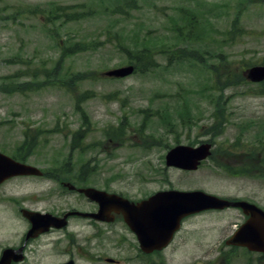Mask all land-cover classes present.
I'll list each match as a JSON object with an SVG mask.
<instances>
[{"label": "rangeland", "instance_id": "374dc122", "mask_svg": "<svg viewBox=\"0 0 264 264\" xmlns=\"http://www.w3.org/2000/svg\"><path fill=\"white\" fill-rule=\"evenodd\" d=\"M137 4V10L125 8L120 15L124 0H0V151L21 157L26 152L19 148L29 140L34 147L24 162L44 171L42 177L15 178L0 187L1 235L26 227L11 229L18 224L15 208L93 209L88 199L62 187L68 181L134 199L202 190L256 198L264 208V84L244 76L264 65V0ZM59 5L77 6L88 18L52 20L47 14ZM179 28L190 37H181ZM136 38L150 42L153 67L126 78L105 77L136 65L117 49L120 43L131 48ZM75 43H88V50L63 56V48ZM69 81L74 84L62 87ZM9 83L17 84L4 91ZM18 84L29 88L17 90ZM208 142L215 147L213 156L197 171L166 166L172 148ZM241 222L236 211L206 214L187 223L184 232L221 246ZM78 223L69 229L92 233L87 222L86 228ZM58 237L33 243L27 264L66 261L69 244L55 245ZM193 261L264 264L243 252L188 248L171 254L172 264Z\"/></svg>", "mask_w": 264, "mask_h": 264}, {"label": "flooded vegetation", "instance_id": "af4514ba", "mask_svg": "<svg viewBox=\"0 0 264 264\" xmlns=\"http://www.w3.org/2000/svg\"><path fill=\"white\" fill-rule=\"evenodd\" d=\"M42 176H44V173ZM15 178H12L10 180H13ZM6 182H4L3 184H5ZM65 184L66 182H61L62 187L69 191L65 187ZM2 185H0V187ZM75 187L76 188L74 190L69 192L78 194V196L82 199H87L83 194H80L78 192L79 189L85 187H81L78 185H75ZM125 198L132 203L139 204L143 201H146L149 197L144 199H134L128 197ZM221 198L233 202L245 201L259 207L264 211V208L256 198ZM88 201L94 205V208L91 210L84 211L79 207H73L63 211H46L44 213L53 214L59 219L65 218V216L71 212H79L83 214L97 213L100 208L99 205L95 202L90 201L89 199ZM7 209L10 211L9 207H7ZM24 210L26 209H20V207L19 211L16 208L12 209V213H14V219L18 224L11 229L18 228L20 224L23 223L26 225V227L22 231L16 232V234L14 235H6L5 232L3 235L0 234V261L2 259L4 251L10 250L8 260H6L4 264H27L29 260V247L43 237L53 234H57V237L59 236L57 238L58 241H54L55 245L58 243L69 244V248L65 252L68 255V259L60 264H69L71 262L72 264H172L171 254L188 248H191L192 251L196 252L202 250L209 252L211 250V252L215 251L223 255H232L236 252H243L244 254H254L258 256V258L262 262L264 261L263 253L253 252L245 247L227 244L229 239L234 236L235 232L249 218V216H246L244 214L243 210L240 207H228L223 210L213 209L190 215L188 217H185L181 221L180 228L176 232L169 235H167V233H164L162 230L157 229L156 226L160 227L162 225L153 223L151 221L153 219L152 215L139 214L129 216L128 214H124L123 212H111L110 214L105 215L104 218L99 221L91 217L73 214L65 219V223L62 228L52 227L48 230V232L38 235L39 230L34 232L31 231L29 233L31 224L24 216ZM226 211H236L239 214L240 220L242 222L241 224L237 223L238 225H234V228L231 229V235L223 239V245L214 246L213 242H210V240L208 241L206 238L204 240L202 235H200V238H197L195 232H184V227L186 226V224L195 221L196 218L202 215L204 216L206 214H211L218 217ZM131 218H137L138 221L129 222L128 220H131ZM76 221H80V223L78 224L84 228H86L85 222H87V226L93 228L92 233L89 234L84 231L81 232L69 229L74 222L76 223ZM154 227H156V229H154ZM1 230L2 229L0 228V231ZM226 231L224 233H226ZM10 233L11 232H9V234ZM29 234L32 235L30 238L28 237ZM94 251H96L98 255H96ZM111 253L115 254L116 256H109V254ZM83 260H85L86 262H82ZM189 264L204 263L193 261ZM207 264H219V261H217L216 263L209 262Z\"/></svg>", "mask_w": 264, "mask_h": 264}, {"label": "water", "instance_id": "95a60500", "mask_svg": "<svg viewBox=\"0 0 264 264\" xmlns=\"http://www.w3.org/2000/svg\"><path fill=\"white\" fill-rule=\"evenodd\" d=\"M135 71L134 66H127L113 69L104 73L109 78H126ZM246 78L254 83L264 81V65L254 66L245 73ZM212 155L211 143H204L198 147L179 145L172 148L166 155V165L184 171H196L203 161ZM41 170L38 168L18 162L11 157L0 152V185L10 178L17 176H40ZM70 190H74L72 184H65ZM79 192L88 197L91 201L99 204V211L95 214L88 213H68L65 218L59 219L52 214H42L39 212L25 211L24 215L32 222V232L39 230V233L47 232L51 227L62 228L65 219L73 214L91 217L102 220L105 215L111 212H123L124 214L152 215L153 223L162 225L156 226L164 233L173 234L180 228L183 218L207 210H223L228 207H240L248 220L235 232L228 241L229 245L246 247L251 251L264 253V211L259 207L245 201L233 202L218 196L208 194L204 191L180 192L175 190L161 191L139 204L131 203L129 200L117 194H111L96 188L79 189ZM129 222L138 221L131 218ZM150 221V222H151ZM63 224H61V223ZM154 227V229H156ZM32 235L29 234L30 238ZM10 250H6L0 261L4 264L8 260ZM69 264H72L69 263Z\"/></svg>", "mask_w": 264, "mask_h": 264}, {"label": "trees", "instance_id": "16d2710c", "mask_svg": "<svg viewBox=\"0 0 264 264\" xmlns=\"http://www.w3.org/2000/svg\"><path fill=\"white\" fill-rule=\"evenodd\" d=\"M138 0H124L125 2V6H121L120 8V12H117L120 15H124V12L127 11L125 10V8H128L129 10H137L139 7V4H137ZM87 12L85 11H80L78 10L77 6H62L59 5L57 6L55 9H52L47 15L52 18V20L55 19H64L62 22L64 23H73V22H78L80 20H85L86 18H88V15H86ZM92 13H89V16H91ZM46 15H44L45 17ZM46 26V25H44ZM181 30V32H178L181 37L184 38H189L190 35L186 34V28H179ZM196 38H200L199 37V32H196ZM57 42H60V40H57ZM149 41L145 40L143 43H139L138 39L136 38V40L131 44V48L125 44L120 43L119 45L117 44V49L118 51H120L129 62L135 63V67H136V71H140V72H144L148 69L149 66H152V64H154V50L152 49V47L149 45ZM61 46V43H59V47ZM88 43H75L73 45H70L68 47L63 48V56H71V55H76L82 51H86L88 50ZM116 46V45H114ZM165 46H162V48H164ZM94 48H99L96 47L95 45H93L92 49ZM61 60V59H60ZM142 63L145 64V66H142ZM54 71V70H53ZM52 71V72H53ZM67 84H64V86L62 87H66L68 88V85L73 83L71 81L69 82H65ZM17 84V83H16ZM16 84L14 83H9L4 87V91L6 90V88H10L8 86H15ZM74 84V83H73ZM24 87L26 88V85H22V84H18L16 89L19 90V87ZM29 88V87H27ZM87 94V93H86ZM29 140H26V142H24V144L19 148V151H23L26 152V155L23 156H17V159L21 160V161H25V158H28V155L30 154L32 148L34 147V144H29L28 143ZM84 172L80 175L81 178H83ZM87 179L83 178V182H86Z\"/></svg>", "mask_w": 264, "mask_h": 264}]
</instances>
